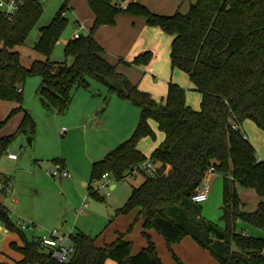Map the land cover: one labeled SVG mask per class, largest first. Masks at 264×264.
I'll return each instance as SVG.
<instances>
[{
  "label": "trees",
  "instance_id": "1",
  "mask_svg": "<svg viewBox=\"0 0 264 264\" xmlns=\"http://www.w3.org/2000/svg\"><path fill=\"white\" fill-rule=\"evenodd\" d=\"M71 1L63 0L51 22L41 28L34 49L46 59H36L29 67L14 47L26 42L43 15L42 1L24 0L12 17L0 10V99L19 104L0 121V127L23 112L17 130L0 137V159L19 134H36L37 123L23 106V85L29 76L42 77L41 100L58 113L69 109L76 88L90 87L88 77L106 84L110 92L139 106L141 115L132 135L93 163L91 182L105 173L117 181L134 170L145 174L112 218L137 209L149 243L133 253V241L123 232L113 242L98 245L97 237L77 231L71 235L72 256L60 261L42 247L41 237L29 239L0 203L1 222L23 241L11 242L22 256L16 264H105L107 259L118 264H164L148 233L152 229L165 238L171 251L172 244L191 235L220 264H264V236L237 229L243 221L264 231V160L257 157L256 147L241 127L250 119L264 130V0H196L186 13L172 15L156 13L140 2L124 8L114 0H87L95 19L87 33L74 35L65 44V55L72 58L69 64L51 56L69 25ZM121 13L143 17L148 25L173 36L171 68L188 74L193 89L202 96L199 109L188 104L187 90L179 83L170 81L166 95L158 100L104 56L95 34L103 25H115ZM153 58V51L146 50L125 62L147 66ZM151 119L165 138L148 156L138 144L144 137L156 139ZM149 159L161 162L155 176L143 167ZM211 166L223 176V227L203 217L202 205L193 201ZM91 182L90 194L103 199ZM239 186L254 189L261 197L255 210L245 208Z\"/></svg>",
  "mask_w": 264,
  "mask_h": 264
},
{
  "label": "rangeland",
  "instance_id": "2",
  "mask_svg": "<svg viewBox=\"0 0 264 264\" xmlns=\"http://www.w3.org/2000/svg\"><path fill=\"white\" fill-rule=\"evenodd\" d=\"M41 1L44 6L43 15L31 31L26 42L22 45L15 46L18 51L20 50L19 52L22 61L27 65L34 58H45L43 54L38 53L34 49V46L41 36V28L51 22L63 3V0ZM67 14L69 17V25L64 31L61 40L56 45L51 59L55 61L66 60L71 64L72 58L66 57L64 52L65 43L63 41L73 36L77 25L75 23V15L69 11ZM81 30L82 33H87L86 29ZM119 36L122 40H126L128 44L130 43L129 37L124 33H122V35L119 33ZM161 36L163 41L160 43V46L156 51L152 49L155 56L150 64L147 65L148 68L147 66L134 64L130 65V68H124V70L127 71L124 72L132 81L138 82L141 89L151 92L158 100H161L162 97L166 95L169 82H176V80H174L175 77L173 78L174 72L170 63L172 37L165 32H161ZM114 42L110 39V48L112 50L116 49L114 48ZM127 50L128 49H126L125 46L122 51L125 53ZM146 50L151 49L146 46L145 50H142V52ZM177 74L181 75L179 79H181V82L185 83L184 87L187 91L190 90L189 92L191 94H199V96H201L198 91H192L190 88L191 86L187 85L189 80L187 73L183 70L177 69L175 71V76ZM88 79L90 83L89 93L93 94L92 96H99L96 97V99L98 100V98H100L102 102L96 106L94 112L97 110V113H95V116L83 120V122L79 124L77 131H75L77 127H72L73 121L68 120V117L70 116L68 111L70 108L73 110L74 107H72V105L74 99L72 100L70 108L65 113H58L56 110H49L44 106L38 92L42 77L40 75H33L26 79L24 85L23 106L27 107V109L29 108V111L32 112V116L37 122V131L34 135L32 144L29 143V137L31 135H26L24 133L19 134L11 142L7 152L18 154V160H10L7 157V152L0 159V169L9 175L11 180V188L7 191V194H4L5 191H0V201H5L7 200L6 198L10 197L7 202L13 211H19L21 209V211L33 215L32 218H27V216L21 212H19L21 213L19 215L16 214V212H10V217L14 223L17 224L19 220L24 219L26 222L24 232L29 239L32 237L48 235L50 231L57 229L60 234L66 235V244L72 243V234L70 230L72 228L76 229L74 225L76 224L77 219L79 221V217L84 216L83 214L78 213V209L82 206L84 200H87L88 202V212L91 210L95 211V215L91 219L80 220L79 225L85 223V225H89V228L91 225H96L97 228L101 227V229H103L102 227L109 222L112 218V213L114 214L115 212L113 208L111 209L110 201L115 205H123L125 196L129 195L128 193L131 184L137 187L141 185L142 182L140 181L145 179V174L137 171L134 176H130L127 179L128 181H117L112 178L111 182L113 181L117 184V187L113 189L111 187L108 189L103 187L98 188L95 183L91 182L93 163L88 164V160L91 157L100 158L102 155V149H100L101 144L104 142H108V145L114 144L118 134H120V132L124 133L125 128H127L126 126L132 122L131 116H128L126 121H124V126L122 128V122L120 121V107H126V105L121 102L129 104V107L131 106L130 108L132 110L137 108L138 119H140L141 109L131 100L122 99L116 93L110 92L106 84L99 82L92 77H88ZM82 88L85 87L76 88L75 92H77V90H83ZM1 103L8 104L5 101ZM85 105H87V102L84 103V106ZM86 107L89 108L91 105L88 104ZM80 108L77 105L74 111L77 112ZM100 109L103 110L102 113H99L98 110ZM110 109L115 111L109 112ZM47 111L50 112L48 115L46 113ZM108 112V117L110 115L111 117L109 122L105 124V127L100 128L96 126L100 122V114H107ZM116 112H118L119 115ZM44 114L46 115L44 116ZM0 121H2V119H0ZM153 121L157 127L156 121ZM4 126L5 125L0 127V135L2 134ZM63 128H66L65 132L62 131ZM72 132H75V134L73 133L72 135ZM145 138L148 140L145 145L147 148L150 146L151 142L154 143V145L157 142V137L156 139L151 137ZM118 139L119 141H122V139L125 138ZM118 145L119 144L117 143L114 147H117ZM259 156L260 154L257 153V157ZM36 157L41 158L40 160H37L35 159ZM54 158L65 159L66 162L71 163L79 172L70 169L73 175L71 179L52 176L50 170L55 169L57 166L54 163ZM103 181L106 180L104 179ZM85 182H91L93 189H98L97 192L104 198L102 199L90 194V189L88 185L84 184ZM222 190L223 183L221 184V181H217L215 184L213 183L209 198L201 204L203 205L202 216L223 227L224 221L221 219V206L223 203ZM79 192H82L80 200ZM112 194H117V197L112 199ZM11 197L17 198V202L13 201ZM119 199L121 200L119 201ZM250 201L253 202L251 199ZM94 206H97V209H94ZM114 218L115 217L112 219ZM32 223L35 224V227L27 226ZM0 225H3L1 220ZM80 227L82 226H78V228ZM244 228L252 235L264 236L263 230L257 229L246 222L239 221L237 229L242 230ZM15 237L22 242L18 234H16ZM0 239H4L3 232L0 235Z\"/></svg>",
  "mask_w": 264,
  "mask_h": 264
},
{
  "label": "crops",
  "instance_id": "3",
  "mask_svg": "<svg viewBox=\"0 0 264 264\" xmlns=\"http://www.w3.org/2000/svg\"><path fill=\"white\" fill-rule=\"evenodd\" d=\"M114 2L121 5L124 8L127 7L130 2H140L144 5H146L147 7H149L152 11H154L156 13L164 14V15H172V14L176 13L177 11H180L182 13H186L189 10L191 4L195 3L196 0H114ZM69 6H70L69 12H72V14L75 15V23L77 25L73 36L78 35L79 33H82L81 29H86V31L88 32L91 25L94 22V19H95L94 12L91 10V8L88 4V1L87 0H72ZM121 14H122V16H121ZM121 14L118 15L115 25H103V26H101L98 29V31L96 32V39L104 47V50H105L104 56L110 62L116 64L120 72L126 74L125 72H127V71H125L124 68H130L131 67L130 65H133V64L126 63L125 61H132V59L137 54L141 53L142 50H145L146 46H148L151 50L154 49L156 51L157 48L160 46V43L163 41L162 40L163 38L161 36V32L164 33V31L159 27L148 25L146 23L145 18H143V17L134 16V15L126 14V13H121ZM67 16H68V14H67ZM153 27H155V28H153ZM119 33L121 35H122V33H124L126 36H128L130 43L128 44L126 40H122V38L119 36ZM171 37L173 39V36H171ZM70 39L71 38L66 39L63 42L66 44ZM110 39L113 42L115 41L114 42V44H115L114 48H116L115 50H112L110 48ZM118 42H119V44H118ZM171 43H172V40H171ZM125 46H126V49H128V50H127V52L124 53L122 50ZM14 50H18V49H16V47H15ZM170 51H171V47H170ZM43 56L45 57L43 59L42 58L32 59L28 65L24 64V62L22 61V58H21V61H22L23 65H25L26 67H29L32 64V62L36 59L45 60L46 56L45 55H43ZM154 56H155V53H154ZM122 60H124V61H122ZM147 68H148V66H147ZM175 69L177 70V68H175ZM175 69H172L174 72L173 78L175 77L174 80H176V83H179L180 85L185 86V83L181 82V79H179L181 77V75L177 74L175 76V71H176ZM187 76H188V74H187ZM188 78H189V76H188ZM188 82H187V85H190L191 87L190 86L189 87L191 88L192 91H194V89H193L194 84L191 82L190 78H189ZM134 83H137L139 85L138 82H134ZM24 85H23V91H24ZM82 89L83 90H77V92L74 93V98H73L74 99V101H73L74 106L72 105V107H74V108H73V110H71L72 108L69 107L70 110L68 111V113H70L68 120L73 121L72 127H77L75 129V131L78 130V126H79V124H81V122H83V120H86L87 118H92L95 116V113H97V110H96V112H94V110H95L96 106L102 102V100L100 98H98V100L96 99V97H99V96H95V95L92 96L93 94L89 93L90 88H86V89L82 88ZM189 91H187V102H188V104H190L191 106H193L196 109H199L202 96H199V94H191ZM122 99H124V98H122ZM4 101L8 104H2L1 103ZM117 101H119V100H117ZM85 102H87V105L90 104L91 107L88 108V107H86L87 105L84 106ZM74 103H76V104H74ZM121 103H124L126 105V107H122V106L120 107L121 108L120 121L122 122V128L124 126V121H126L128 116H131L132 122L126 126L127 128H125L124 133L120 132V134H118V136L116 137V139L114 141V144L108 145V142H104L103 144H101V147H100V149H102V153H101L102 155L100 157L101 159H103L107 155V153H109L111 150H113L115 148L114 146L117 143L120 144L124 140L128 139L132 135L133 131L135 130V128L138 125L139 119L137 118V108H134V110H132L130 108L131 106L129 107V104H127L125 102H121ZM18 105L19 104L17 102L6 101V100L0 99V107H1L0 119L4 120L5 118H7L9 116L10 112L12 111V109L17 107ZM77 105L79 108L82 106L83 107L80 108L76 112V111H74V109H75V107H77ZM25 108L27 109V107H25ZM27 110H29V108ZM98 111H99V113H102L103 110L100 109ZM113 111H115V110L110 109L109 112H113ZM109 112L107 114H100V119H99L100 122L96 126H98L100 128L105 127V124L109 122L110 117H111V115L108 117ZM46 113L48 115L50 112L47 111ZM116 113L118 114V112H116ZM31 114H32V112H31ZM45 115L46 114H44V116ZM22 118H23V112L22 111L15 113L8 120V122L5 124L0 137L16 131L21 120H22ZM150 124L152 125V127L154 128V130L156 131V134H157L156 144L154 145V143L151 142V144L148 148L145 147V145L148 141V140H146L147 138H145V137H144V139H141L139 144H138L139 149L141 151H143L148 156L151 155L153 150L165 138L164 132H162L158 129L157 122H156L157 127L155 126L153 119L150 120ZM241 127L245 131V135L248 137V139L256 147L257 153L260 154V156L258 158L260 160H264V130L261 129L260 127H258L256 125V123L250 119L245 120L243 122V124L241 125ZM73 133L75 134V132H72V135H73ZM118 138H120V139L125 138V139H122V141H119ZM33 139H34V136H33ZM33 139H32V142H33ZM7 157L10 160H14V161L18 160V158L17 159L10 158L8 156V152H7ZM40 158L41 157H36L35 159L40 160ZM96 158H98V157H91L88 160V164L89 163L92 164L95 161L101 160L100 158H98V159H96ZM53 160H54V163L56 165H60L61 167L66 166L64 168L68 169L71 172V174H72V171L70 169H73V170H76L77 172H79L77 169L74 168V166L71 163L66 162L65 159H63V158H54ZM56 160H60V161L58 162ZM155 164L157 166L161 167V162H157ZM137 171L138 170H134L131 174H129V176L126 179H123L121 181H128L127 179L130 176L131 177L134 176ZM0 174L3 176L4 181H6V183L8 185V187L6 189L0 190V191H3V192L5 191L4 194H7V191H9L11 188L10 176L6 172L2 171L1 169H0ZM72 177H73V175L70 177V179ZM60 178H63V177H60ZM111 179H110V186L109 187H111L113 189V188L117 187V184L114 183L113 181L111 182ZM142 180L144 181L145 179H142ZM142 180L140 182H143ZM217 181H221V184H222L223 183V176L219 172L215 171L214 173H212L209 176L211 191L213 188V183L215 184V182H217ZM84 184L88 185L89 183L85 182ZM134 187H135V185L131 184V188H130V191L128 193L129 195L125 196V199L123 201L124 203L126 202V200L131 195ZM238 191H239L240 197L243 198L242 200L245 202V208L249 211L255 210L257 208L258 202L261 200V197L255 192V190L251 189V188L239 186ZM78 194H79V200H80L82 192H79ZM115 197H117V194H112V199ZM6 199L7 200H5V201H3V200L0 201V203H2L4 206H6V208L9 211V214H10V212L13 211V209H11L9 207V205H8L9 203L7 202L10 199V197H8ZM11 199L15 202H17V200H18L15 197H11ZM250 199L253 202H251ZM120 200L121 199H119V201ZM85 202H87V200H84L82 206H80V208L78 209V213H81L84 216H80L79 221L77 219L76 224L74 225L76 229L72 228L70 230L71 234H73L77 231H83L87 234H90L92 236L97 237L96 241H97L98 245H104L105 243L113 242L118 237V234L120 232H123V233H125L126 239L133 241V244H134L133 253L139 252L140 250H142L144 247H146L148 245L149 239L143 234V230H144L143 220L138 217L139 211L137 209L133 210L130 213L121 214L119 216H116L114 219L111 218L109 220V222L104 227H102L103 229H101V227L97 228L96 225L95 226L91 225L89 228V225H85V223H83V225H79L80 220H82V219L88 220V219L93 218L95 215V211L91 210L88 212L89 205L87 208L84 207ZM118 204H120V203H118ZM199 204H201V203H199ZM110 206H111V209L113 208V210H116L117 208L121 207L122 205H115L112 201H110ZM94 209H97V206H94ZM202 209H203V205H202ZM221 210H222V206H221ZM13 212H16V214H18V215L21 213L25 214V216H27V218L33 217V215H31V214H28V213L21 211V209L19 211L15 210ZM19 212H21V213H19ZM111 216H113V213ZM206 219H208V218H206ZM22 220H24V219H22ZM132 224H134V227L130 231L129 228ZM78 226H82V227L78 228ZM242 230H244V232H246L247 234H250L245 228ZM2 232H3L4 239H0V248H1V250H0V263L16 264V261L19 260L22 256L19 252L15 251L11 247V242L15 241L18 244H22L23 241L21 242V241L16 239L15 235L18 233L12 232L9 229H7L6 227H4L3 225H0V235L2 234ZM148 233L151 235L153 241L156 243L157 248H158V252H159L164 264H177V262H179L180 260H182V262L184 264H220L218 262V260L210 253V251L208 249L202 247L191 235H188V236L184 237L181 241L172 244V251H171V250H169V248L167 246V242H166L165 238L161 234H159L157 231H155L153 229L149 230ZM20 239H21V237H20ZM14 252H15V255H14ZM176 258H178V259H176ZM105 264H118V263L113 259H107Z\"/></svg>",
  "mask_w": 264,
  "mask_h": 264
},
{
  "label": "built area",
  "instance_id": "4",
  "mask_svg": "<svg viewBox=\"0 0 264 264\" xmlns=\"http://www.w3.org/2000/svg\"><path fill=\"white\" fill-rule=\"evenodd\" d=\"M23 3L24 0H0V10L4 12L7 16L12 17L19 12ZM62 131L65 132L66 128H63ZM8 156L12 159L18 158V154L13 152H8ZM143 167L146 170V172L152 176L157 175L160 168L152 160H147L143 164ZM214 172H215L214 166H211L207 170L203 182L199 185V187L196 190V193L193 196L194 202L202 203L208 199L211 190L209 176ZM50 173L54 177L70 178L72 176L71 172L68 169L61 167L60 165H57L55 169L50 171ZM104 179L106 181H103ZM110 179L111 176L108 173H105L101 180H96L94 183L97 185L98 188L103 187L105 189H108L110 186ZM7 187L8 185L6 181H4L3 176L0 174V190H4ZM84 207L86 208L88 207V202H85ZM17 225L23 230L26 228V222L24 220H19ZM27 226L35 227V224L32 223ZM41 244L42 247L50 250L52 255L60 261H67L68 259H70V257L72 256L75 250L74 244L73 243L66 244V236L64 234H60V232L57 229H54L50 231L48 235L41 237Z\"/></svg>",
  "mask_w": 264,
  "mask_h": 264
},
{
  "label": "water",
  "instance_id": "5",
  "mask_svg": "<svg viewBox=\"0 0 264 264\" xmlns=\"http://www.w3.org/2000/svg\"><path fill=\"white\" fill-rule=\"evenodd\" d=\"M33 136L29 137V143L32 144ZM178 264H184L182 261H179Z\"/></svg>",
  "mask_w": 264,
  "mask_h": 264
}]
</instances>
